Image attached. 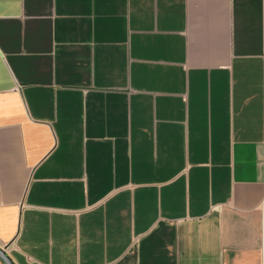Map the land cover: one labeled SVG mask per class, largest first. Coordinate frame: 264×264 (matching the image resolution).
<instances>
[{"label":"crops","instance_id":"0c3cea01","mask_svg":"<svg viewBox=\"0 0 264 264\" xmlns=\"http://www.w3.org/2000/svg\"><path fill=\"white\" fill-rule=\"evenodd\" d=\"M6 245L264 264V0H0Z\"/></svg>","mask_w":264,"mask_h":264},{"label":"water","instance_id":"95a60500","mask_svg":"<svg viewBox=\"0 0 264 264\" xmlns=\"http://www.w3.org/2000/svg\"><path fill=\"white\" fill-rule=\"evenodd\" d=\"M9 245H6L5 247L0 246V260L3 264H15L13 259L10 257V255L7 252V248Z\"/></svg>","mask_w":264,"mask_h":264},{"label":"built area","instance_id":"2783aa9c","mask_svg":"<svg viewBox=\"0 0 264 264\" xmlns=\"http://www.w3.org/2000/svg\"><path fill=\"white\" fill-rule=\"evenodd\" d=\"M8 249V248H7Z\"/></svg>","mask_w":264,"mask_h":264}]
</instances>
